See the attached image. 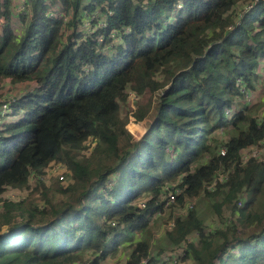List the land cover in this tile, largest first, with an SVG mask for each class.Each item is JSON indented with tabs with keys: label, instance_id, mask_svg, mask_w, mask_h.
<instances>
[{
	"label": "trees",
	"instance_id": "trees-1",
	"mask_svg": "<svg viewBox=\"0 0 264 264\" xmlns=\"http://www.w3.org/2000/svg\"><path fill=\"white\" fill-rule=\"evenodd\" d=\"M50 1L30 0L16 34L11 0H0V81L34 83L10 103L19 117L0 131V264H101L119 238L162 212L164 186L178 178L177 203L203 194L219 220L223 207L231 217L206 232L187 208L166 232L170 241L180 245L196 231L201 246L187 248L198 264H264V114L239 103L261 77L264 0ZM81 11L96 15L95 30L78 29ZM129 91L148 94L134 122L157 99L137 139L120 115ZM218 130L225 138L213 135ZM247 149L262 154L243 161ZM57 161L70 182L47 187L40 176ZM32 175L38 185L28 197L2 198ZM142 193L150 194L143 208L134 202ZM255 223L261 229L245 236L242 228ZM229 249L237 253L223 257ZM143 259L158 264L140 239L126 264Z\"/></svg>",
	"mask_w": 264,
	"mask_h": 264
},
{
	"label": "rangeland",
	"instance_id": "rangeland-1",
	"mask_svg": "<svg viewBox=\"0 0 264 264\" xmlns=\"http://www.w3.org/2000/svg\"><path fill=\"white\" fill-rule=\"evenodd\" d=\"M21 1L22 0H11V3L14 5V7H12V23L16 34H19L21 27H23L20 21L18 22V17L16 15L17 11L15 10V7H17V5ZM250 4L251 2H247L242 6L241 4L237 5V7L234 8V12H237L238 15L241 8H245ZM55 7V4L52 3L51 8L54 9V11ZM78 29L81 30L82 27L78 26ZM258 73L261 76L259 81L255 83L253 89L245 90L243 99H239V103H248L254 113H258L259 115H261L264 114V61L258 68ZM33 87L34 83H32L31 81L13 83L9 78L1 80L0 105L4 102L13 103L12 99L16 100L22 95H25V93L29 92ZM155 94L157 95V93ZM147 98L148 94L138 96L134 92L129 91L125 103L120 105V115L122 118H128L126 127L135 139L140 138L144 134L155 116L154 106L157 104V99L153 96L151 110L143 120L134 122L132 120V117H130L132 112L135 111L137 104H143ZM237 102L238 101L235 100V103ZM9 112L6 115L4 114L2 116L1 122L3 121V124L8 123L9 120L13 121L17 117H19V115L11 114L12 110H10ZM213 135H215L219 139L225 138V134L222 130L213 132ZM90 144V141L85 143L86 148L82 150V154L87 155L90 152L92 146H90ZM246 152H248V149L243 151V153ZM69 174L70 172L66 165L61 161H57L51 162L45 169H43V173L40 177L42 183H44L47 187H51L52 185L57 183L66 186L67 183L70 182L68 177ZM60 176H63V178L60 179ZM178 183L179 178L176 181L174 180L171 182H167L164 186L165 194L160 195V198L166 201L169 193H175L174 189L176 188ZM37 185L38 180L34 175H32L28 181L27 187H24L22 189L8 187L1 196L5 199L20 201L28 197L29 193ZM149 197L150 194L142 193L140 198L134 202H137V204L141 202L146 203ZM41 203L42 202H40L39 204ZM212 203L213 199L205 197L203 194L195 198L188 199L182 205L177 203L176 197L172 202L166 201L164 205L165 207L162 212L152 215L146 229H144L140 233L132 234L129 236L123 235L121 238H119L117 249L114 251V253H111L109 256H107L101 262V264H126V260L131 251V245L140 239H145L149 242L150 256L156 257V259L158 260V264H198L193 259L189 248H187V242L195 243L196 248H199L201 246L200 238L198 237L197 232L193 231L189 233L187 235L186 242H183L180 245L173 244L167 237L166 232L173 226L175 218L184 215L187 208L196 209L197 214L203 220V225L205 227L204 230L206 232H212L219 227L225 226L228 223L229 218L231 217L228 207L222 208V220H219L214 208L212 207ZM141 207L143 208L144 206L141 205ZM261 227L262 225L258 226V223H255L254 225L245 226L242 229L245 231V236H248L253 232H257L259 229H261ZM5 228L6 227L3 226L1 231L4 232ZM236 253L237 249H229L223 257H227L228 255H233ZM91 255L92 254L90 251H86L84 252L82 257L83 259H90L92 257ZM72 264L79 263L77 262Z\"/></svg>",
	"mask_w": 264,
	"mask_h": 264
},
{
	"label": "built area",
	"instance_id": "built-area-1",
	"mask_svg": "<svg viewBox=\"0 0 264 264\" xmlns=\"http://www.w3.org/2000/svg\"><path fill=\"white\" fill-rule=\"evenodd\" d=\"M48 2V4L51 2L50 0H46ZM257 1V0H256ZM30 0H22L18 5L17 7H15V10L17 11L16 15H27L29 14L30 12ZM52 5V4H51ZM253 4L251 2L250 5H247V7H251ZM57 7V4L55 5ZM12 7H14V5L11 3V6H10V10H11V13H12ZM55 7V11L54 9L51 8V6H49V9H48V15L49 16H52V15H56V12H57V8ZM13 14V13H12ZM93 16H96L95 14H91V15H88L87 13H84V12H80V17H81V24L78 25L80 27H82V31L85 32V33H89L91 32L92 30H95L97 27L95 25H92V23H90V20L92 19ZM102 20H100L98 22V24H101ZM23 26V25H22ZM23 27H21L20 29V33H21V30H22ZM19 33V34H20ZM111 36L114 37V33H111ZM15 100L12 99V102H14ZM10 103L11 102H4L0 105V131L2 130L3 128V121L1 122V118L2 116L5 114H7L11 109H10ZM10 113V112H9ZM221 154H224V150L221 151ZM262 154V150L261 149H250L248 150V152L246 153H243L242 155V160L245 161L247 160L249 157L253 156V157H259L260 155ZM226 175L225 174H222V173H218L217 174V179L218 180H221L225 177ZM63 176H60V179H62ZM215 183V180L213 181L212 184ZM175 193H169L168 196H167V200L168 202H172L174 201L176 195L178 194L179 192V189H174ZM165 201V202H166ZM140 205L142 206H145V203L141 202L139 203ZM168 259V258H167ZM140 264H147V260L144 259L141 261Z\"/></svg>",
	"mask_w": 264,
	"mask_h": 264
},
{
	"label": "crops",
	"instance_id": "crops-1",
	"mask_svg": "<svg viewBox=\"0 0 264 264\" xmlns=\"http://www.w3.org/2000/svg\"><path fill=\"white\" fill-rule=\"evenodd\" d=\"M10 121V120H9Z\"/></svg>",
	"mask_w": 264,
	"mask_h": 264
}]
</instances>
